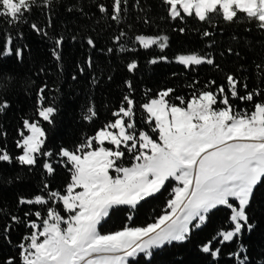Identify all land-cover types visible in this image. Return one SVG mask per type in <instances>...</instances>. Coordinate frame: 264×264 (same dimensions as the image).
<instances>
[{"label":"snow or ice","instance_id":"snow-or-ice-1","mask_svg":"<svg viewBox=\"0 0 264 264\" xmlns=\"http://www.w3.org/2000/svg\"><path fill=\"white\" fill-rule=\"evenodd\" d=\"M95 2V0H94ZM167 19L184 23L189 18L215 27L218 19L224 24L246 21L264 30V0H160ZM60 0H0V23L18 29L39 12L47 17ZM137 5L139 0H136ZM129 0H112L111 12L98 4L101 14L119 24L128 10ZM69 12L73 8L67 9ZM148 23L147 20L144 21ZM30 28L48 36L37 22ZM180 28L181 34L185 33ZM3 32L0 61L16 58L23 62L24 52L15 45V37ZM121 31L114 38L118 51L154 50L164 53L170 47L168 35H135L134 47L126 48ZM214 36L208 30L203 37ZM53 38L52 57L62 61V38ZM95 47L94 41L87 40ZM211 47V44H209ZM112 48L108 49L111 53ZM231 54L232 49L228 50ZM239 55V53H237ZM170 62L166 55L151 59L150 64ZM175 63L185 70L202 65L215 66L210 55L198 53L175 56ZM92 66L91 59L88 61ZM133 59L126 66L129 73L138 70ZM264 71V66L257 65ZM81 71H83L81 69ZM75 78V77H73ZM12 78L0 76V116L11 104L3 99L11 89ZM198 81L190 87L195 88ZM226 84L215 86V81L195 91L190 98L172 96L174 89H165L149 96L139 107L147 130L138 127L136 103L131 96L133 85L127 82L124 95L113 119L74 149L61 147L58 152L46 147L44 124L54 125L58 109L47 103V84L38 88L35 100V119L24 118L17 131L13 155L7 148V133L0 127V164L19 165L24 171L40 169L46 178L54 180L57 169L69 173L62 191L50 188L51 180L42 182L40 194L20 197L17 204L24 208V219L8 215V223L0 230V237L9 240L14 227L23 224L29 229L18 244V264H140L144 257H153L156 249L183 243L194 230L206 225L214 210L229 211L228 228L202 246L214 264H221L222 248L234 245L229 254L234 264H250L247 248L239 243L245 232H251L247 209L258 186L264 187V87L252 90L232 74ZM243 89L244 94H240ZM150 91V90H149ZM234 101L245 107L238 108ZM98 117L89 106L83 119L91 123ZM171 188L162 214L143 227L125 225L121 230L102 232L106 221L115 210L127 206L136 211L142 202ZM32 206H38L32 211ZM133 219L132 215L128 220ZM216 243L219 246L213 247ZM139 258V259H138ZM0 264H17L14 258H4ZM147 264H151L149 260ZM264 264V258H261Z\"/></svg>","mask_w":264,"mask_h":264},{"label":"trees","instance_id":"trees-1","mask_svg":"<svg viewBox=\"0 0 264 264\" xmlns=\"http://www.w3.org/2000/svg\"><path fill=\"white\" fill-rule=\"evenodd\" d=\"M111 3L112 0H60L49 14L51 28L47 27L48 18L39 12L18 29L0 23V29L13 35L15 45L24 52L23 62L18 63L16 58L0 61V76L7 74L12 78L11 89L3 97L11 107L0 116V127L7 133V148L13 155L19 151L15 146L17 131L22 127L24 118H36V91L45 84L46 102L58 109L55 124H44L46 147L54 152L61 147L74 149L113 119L111 113L123 103V96L129 94L128 81L133 85L131 96L136 103L138 127L144 130H147V125L139 106L159 91L174 89L172 100L176 102L175 96L188 99L195 91L204 90V85L212 80L215 81L213 87L223 84L227 88L226 77L229 74L247 83L252 90L264 87V71L257 67L264 66V30L257 29L254 24L238 21L229 25L217 19L213 27L191 18L184 23L173 22L166 18L167 12L160 0H139L138 5L136 0H129L128 10L117 24L98 10L97 5L104 4L111 12ZM69 7L73 11L69 12ZM33 21L49 35L32 30L29 25ZM181 27L186 30L184 34L179 32ZM205 30L213 32L214 36L203 37ZM121 31L127 33L122 39L126 48L134 47L133 40L138 34L168 35L170 47L164 53L158 49L121 53L119 45L114 43V38ZM52 37L63 39L60 63L51 54L54 46ZM89 38L94 41L95 47L87 44ZM3 43V32H0V45ZM109 48L113 49L111 53ZM229 49H232L231 54ZM191 53L210 55L219 67L202 65L185 70L175 63L176 55ZM162 55H166L170 62L149 63L154 58L159 60ZM133 59L139 67L135 73H129L126 66ZM194 81H198L196 87H190ZM240 94H244L243 89ZM234 103L238 108L245 107L239 101ZM89 106L98 113L91 123L83 119ZM0 146H3L2 140ZM68 178L69 173L62 168L57 169V176L52 180L46 178L40 169L26 172L19 165L0 164V208L10 215L35 219L34 215L24 217V208L17 204L18 198L40 194L42 182L47 180H51L52 190L62 191ZM170 191L169 187L148 198L136 211L130 212L127 207L121 206L110 215L102 232L118 231L125 225L143 227L154 222L165 209ZM37 208L32 206V211ZM247 214L254 228L245 232L239 243L247 248L250 264H261V258H264V187L258 186L254 190ZM129 215L133 217L131 221L128 220ZM8 220V215L0 214V230ZM228 220V210H214L206 225L194 230L187 241L157 249L153 257H144L140 264H147L149 260L151 264H214L201 249L218 230L229 227ZM28 232L29 229L21 224L11 231L10 242L0 237V262L7 257L14 258L18 264V244ZM216 246L219 245L214 243L213 247ZM234 250V245L223 246L221 264H234L229 256Z\"/></svg>","mask_w":264,"mask_h":264},{"label":"rangeland","instance_id":"rangeland-1","mask_svg":"<svg viewBox=\"0 0 264 264\" xmlns=\"http://www.w3.org/2000/svg\"><path fill=\"white\" fill-rule=\"evenodd\" d=\"M123 207H127V206H123ZM157 250V249H156ZM153 251H155V250H153ZM146 259H150L149 257H146Z\"/></svg>","mask_w":264,"mask_h":264}]
</instances>
